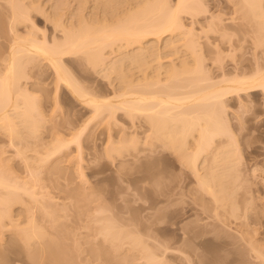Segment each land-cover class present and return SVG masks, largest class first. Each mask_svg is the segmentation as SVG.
Returning <instances> with one entry per match:
<instances>
[{"label": "bare ground", "instance_id": "6f19581e", "mask_svg": "<svg viewBox=\"0 0 264 264\" xmlns=\"http://www.w3.org/2000/svg\"><path fill=\"white\" fill-rule=\"evenodd\" d=\"M78 1L80 2V0ZM89 1L91 0H88V3L95 1V3L93 2L94 4H91L95 6H91L92 10L90 11L86 9L87 1L84 0V3L81 2V6L79 5V7L85 9V11L88 10L90 13H87L88 16H84V18L78 13L79 16L81 15L82 22L78 14H76L80 11L77 10L73 15L66 16L68 19L65 17V20L64 17L62 19V13L60 14L62 11L58 8L60 10L57 9L58 12L56 11V13H59L58 16L55 14V16L51 15V22L54 23L55 29H60L62 36L57 37L54 35L53 39L51 37L50 40L44 36L43 40H39L36 34L40 31H38V27L34 22L32 11L33 9L37 12L40 11V7L38 10L36 6L30 5L32 8H29L30 6L24 5L23 2L25 0H8L7 9L9 8L11 14L9 28L14 39H11L12 42L8 53L4 56L3 66L0 67V134L7 137L9 140L8 145L15 148L18 146L16 141L40 139L39 132L41 131L43 120L40 118L42 115L39 101L34 96L35 92L33 94L31 91H35L34 87L39 84L34 82V84H31V88L29 80L37 74L39 76L42 71L35 74L34 70H41L45 64L53 71L52 73H54L56 78L57 88L55 95L61 90L69 92L74 99L83 104V107L90 109L92 115L90 113L89 119L87 122L84 121L85 124L82 125L81 130L75 134L72 140H64L58 134H54L52 139H49L51 141L47 140V142L42 141L40 145L36 144L37 147L40 146V152L33 149L31 145L32 148L28 145L24 147V150L18 149L17 155L21 157V160L23 158L25 163V168L21 167L27 174V177H23L24 179L20 178L21 175L19 174H17L19 175L18 177L16 172L12 170V166L6 163L9 160L4 158V152L0 153V231H6L10 228L12 229L9 231H20L18 238L23 241L24 248H27L28 251L31 248H35V251H31L34 253V259L32 258V260L38 258V261L42 264H45V262H47L46 264H70L69 249L66 250L62 242L55 241V239L52 240L42 232L48 231V229L50 231L65 230L63 229L65 228L62 222L63 217L60 213L66 209V212L69 211L68 206L70 208L72 202L68 206L63 205L64 210H61V205L53 202L54 198H49L48 196L51 193L48 194L46 190L48 187L51 189L53 185L56 188L55 191L59 190L61 193H69L68 196L71 195L69 198H73L75 201L78 199L83 200L85 197L84 191H81V194L76 193L75 197V191L70 189L72 182L67 178V171L69 172V170L64 167V163L67 162L68 158H71L70 155L72 154L67 153V151L72 144L76 143L80 154L78 155L80 156L79 159L82 160L81 138L86 132L85 130L89 127L93 128V126H90L92 124L96 126L106 124L104 125L106 128L103 129L105 134H108L104 148L106 150L104 154L106 155L107 153L106 156H112V151L120 152L119 156L121 157L118 158L124 160V158L129 156V154L126 156V153L130 149L140 152L139 145L141 144L140 147H143L141 152L144 157L140 154L142 157L140 160L142 161L143 159L140 172L144 173V175L133 179L132 182L144 183L145 181L153 180L163 185L165 179L169 177L167 174V177L163 175L167 173L163 169L168 171L166 169L168 167L166 165L165 167L164 163H154L155 165L153 164L152 167L154 166L153 169L156 172L151 174V176L148 175V172L153 170L150 169L152 167H150L151 162H149L154 157L152 153L156 155L158 152V154L166 155V158L172 156L173 160L180 165H176L174 162L172 163V169L175 168L174 166H178L179 169L184 170L185 174L186 171L187 173L189 172V176L187 177L186 175L188 180L186 182L192 184L191 186L195 183L192 195H194L196 200L198 198L201 203L196 208L194 207L195 203L194 208L190 209V211H195V213L192 212V215L201 218L200 220L204 224L201 226H196L195 224L196 228L191 229V231L201 228V231L205 232L206 228L211 227V232L206 234L201 232L203 234H200L202 239L200 238L199 243L197 242L198 240L196 241L199 234H193L195 231L192 232V236L188 234L190 236L188 239L198 243L197 247H200L205 256L199 255L202 258L205 257V259L203 260L201 256L196 255L198 248L195 250V247L194 249L192 248L195 251L189 254L184 253L185 251L183 252L181 249L174 248V252L177 253L174 260L180 261L178 259L182 255L184 259L186 258L185 264H222L223 260L225 263L235 264L240 252L234 251L232 246L235 245V242H232L231 238H227L224 231L231 230L232 227L239 228L240 224L238 223L243 218L247 219L246 215L249 216V209L253 205L248 204L250 207H248L247 214L244 213L246 211L242 212L245 215L241 217L242 219L238 216V212L240 215V210L238 209L239 198L250 196L248 195L250 192L244 193L245 195L240 192L242 191L240 187L244 188L245 178L242 177V173L245 171L240 169L242 154L236 144V136L226 123V120L228 121L226 119V114L228 113H226L228 111L227 102L242 95L256 92H261L264 95V64L260 65L258 63L256 68H248L249 71L245 69V71L240 72L236 67L234 69L239 71L233 69L235 72H231V70L227 72L226 69L223 71L224 68H222L221 63L217 62L218 59L222 61V58H220L221 54L217 53L218 45H215L214 48L207 49H211L210 51L215 49L214 51L217 54L213 52L217 58L214 62L218 63L216 65L220 66L218 68L222 72L219 74L220 77L219 75L216 77L215 73L213 74L214 76L212 75L213 72L211 73V70L205 65L203 56L205 53L202 52L204 45L201 47L202 43H200L202 41L200 39L201 35L194 33L196 30L193 32L192 27L189 30L183 21V14H188L194 18L200 16L199 14L206 7L201 6V3L204 4L203 0H177L173 2L174 5L171 4L170 0H118L119 2H117L120 3V7L117 6L118 8H112V5L110 7V4L114 3L113 5H115L117 3L115 0L114 2L112 0ZM31 2L32 5H35V1L33 2L32 0ZM25 3L27 4V2ZM82 4L86 5L85 8L84 5L82 7ZM97 4H101L109 12L107 9L105 10L106 12H102L105 8L100 5L101 13L99 11L96 12L100 9ZM59 7L62 8L61 6ZM88 7L90 9V5ZM235 7H237V12L241 13L239 20L241 19L243 24L246 25L244 26L241 22L242 25H240L242 27L249 25L248 30H251V27L254 29L257 27L251 32L259 34V36L256 34V41L259 40L260 42L255 41V45L263 48L264 0H236ZM54 8H57V6L52 8L50 14L52 12L55 13ZM81 8L79 10H82ZM62 15L64 16V14ZM76 15L79 17L78 19ZM73 18L79 23L76 24ZM213 21L217 23L218 20L215 21L213 19ZM220 21L222 22V20ZM220 21H218V24L213 23L217 26L219 25V29L223 26ZM211 25L212 23L209 24V30H217L218 32V27L214 26L215 29ZM22 27L29 29L27 33L20 32ZM241 29L245 31V28L238 30ZM209 30L207 29L208 32H210ZM224 30L225 28L223 27L222 32L227 34L228 32H224ZM207 31L203 32L207 33ZM248 32L251 34L250 31ZM226 34H224L225 38H227ZM232 35H228L231 36L228 38L231 39ZM230 39L229 42L232 40ZM128 49L131 51H127ZM204 49L206 50V48ZM205 50L203 51L205 52ZM172 51L178 56L177 59L170 63H163L164 59L168 57V53ZM109 53L110 55L113 54V56L108 55ZM115 53L118 55L119 60L114 59L116 62L113 61L112 63L109 59L114 57ZM217 55H219V58ZM69 58H75L78 61L82 60V62L86 59L87 62L84 61L90 68L94 67L95 70L97 68L104 69V72L108 73H106L107 77L112 79L110 80L112 81L111 84L119 81L118 85L115 84L116 86L113 87L114 83L113 85L109 84L112 86V93L111 91L109 92L110 95L106 93L107 91L95 89L96 83L92 81L91 85V82H88L90 79L88 78L87 80L86 76V78H82L83 75L80 76L81 78L79 76L76 77V74L68 68V65H70L68 64L70 63ZM215 67L217 68V66ZM84 82L87 84L85 83V85ZM93 84H95L94 89L92 87ZM54 97L56 100L57 96ZM119 119L120 121H124V119L125 121H130L128 127H131L127 128L129 130L119 127ZM113 126L120 129L114 130ZM130 129L133 132L129 133ZM234 147L236 151L233 149ZM32 149L37 151L38 156L31 157L26 155L27 151H32ZM124 149L127 151H123ZM148 152L151 154H148ZM154 158L156 159L157 157L155 156ZM29 160L36 163L34 164V162ZM23 171L22 173H24ZM97 173H102V170ZM43 175L46 177L43 178ZM80 176L85 179L84 173L81 172ZM241 178H244V181L240 180ZM61 180L68 182L63 184ZM45 181H49L51 187L49 185L45 186L48 183L46 182L44 185L43 182ZM238 182L241 183L238 185ZM238 196L239 198H237ZM47 197L50 199H48V202ZM248 198L244 197L243 200ZM18 205H20L19 208L23 207V210L21 209L23 212L16 214L23 217L24 221H21V223V217H14L15 215H13L15 214L13 213V208ZM57 206L60 207L58 208ZM81 207L79 208L78 206L76 208L80 211ZM99 209L98 213L105 212V210ZM177 211L175 210L176 213ZM176 213L174 216H176ZM39 217L40 221L38 220ZM178 217L180 218V216ZM15 218L18 220H15ZM245 220H243L244 226L249 227V220H246V222ZM95 222L99 225L98 231H100V235L104 237L105 241H107L106 243L110 242L116 252L124 250L128 244L127 241H130L133 249L131 248L129 251L137 250L142 255L140 256L141 258L137 259L144 260L145 264H165L162 257L160 259V256L153 252V249L139 240V235L138 238L134 234H124L122 231L130 230H126V227L118 228L116 226L117 222H114L113 219H98ZM85 228L89 229L88 226ZM241 231V234H243L241 236L243 237L242 242L243 244L244 242L246 243L244 246L247 247L245 249L248 250V255L252 258V264H264V243L259 245L257 240L255 241L252 237H248V231ZM210 234L212 237H209L211 236ZM179 238L175 240L176 245L181 242V237L179 236ZM14 241L16 240L14 239ZM11 242L13 243V241ZM12 243H10V246ZM225 255L227 258H225ZM229 255H232L231 259ZM104 256L108 258L111 254L107 251ZM1 257L4 259L6 254H2ZM124 261L126 260L123 259Z\"/></svg>", "mask_w": 264, "mask_h": 264}, {"label": "rangeland", "instance_id": "374dc122", "mask_svg": "<svg viewBox=\"0 0 264 264\" xmlns=\"http://www.w3.org/2000/svg\"><path fill=\"white\" fill-rule=\"evenodd\" d=\"M28 1L30 2L28 3ZM31 1L32 0H25L27 4L25 2L23 3L24 5H28V6L30 5L33 7L36 6L38 10L40 7V11L37 12L36 10L34 11V9L32 11L34 22L38 27V31H40V32L37 31L38 33L36 34L39 40H43L42 38L44 36L49 40L51 39V37L53 39L54 35H56L57 37L62 36L60 29H55L54 23L51 22V15L58 16L59 13H56V11L58 12L59 9L62 11L60 12V14L61 13L64 14V16L61 14L62 19H64L66 16L68 17L70 15H73V13L76 12L77 10L80 11L81 13L77 12L76 14L79 13L82 15L80 16L84 18V16H88V14H90L89 11L92 10L91 8L95 6V5H91V4H94L95 1L91 0L92 3H88V0H85L87 1L86 3L88 4L87 6L82 4V7L84 5V8L86 6V9L89 10V11L88 10L85 11V9H82L81 7H79V5L81 6V2H83L84 0L83 1L80 0V2L78 0H77L78 2L76 0H67V1L62 0V3H61V0L60 2L59 0H33V2L35 1V5H32ZM117 1L118 0H115V2ZM170 1H171V4L174 5L173 2H176L177 0H170ZM112 2H114V0H112ZM203 2L205 5L201 3V6L202 5H203L202 7L206 6L204 7L206 11L205 10L202 11L199 14L200 16H198V18H196L197 16L194 18L188 14H183V21L185 22V25H187L186 27L189 30L192 27L193 32L196 30V32L194 33L196 34L199 33L201 35L200 36V39L202 40V41L200 40L201 41L200 43H202L201 47L204 45L202 49L205 50L204 48H206L205 52L202 50V52L205 53L203 54L204 59H205V65L207 66L208 69L211 70V73L213 72L212 75L215 73L214 75L217 77L222 72L218 68L220 66L216 65L217 62H219V64L221 63L222 68H224L223 71H225L226 69L227 72H230V70L231 72H235L233 70H236V69H239L240 72L245 71V69L249 71L251 67H253L252 69L256 68L258 63L260 65L264 64V61H263L264 60L263 59L264 58L263 56L264 46L263 48H260L259 46L255 45V41L257 40L256 34L258 33L256 32V34H254L251 32L254 28L251 27V30H248L249 25H247V27L241 26L243 22L241 19H240L241 21L239 20V17H241L239 15L241 13L239 14L236 10L237 9V7H235L236 0H203ZM64 3L66 4L64 5ZM113 4H110V7L111 5H112V8H115V7L118 8L117 6L120 7V3H118L119 5L118 4L113 5ZM89 5H90V9L88 7ZM99 5L102 6L101 4ZM99 5L97 4V7H99ZM31 6L29 8H32ZM55 6H57V8H54L55 13L52 12L50 14V12L52 11V8ZM59 6H61L62 8H60ZM7 7H8V0H0V67L3 66L4 56L8 53L9 46L12 40L14 39L13 36L11 35L10 28H9V20H10L11 14L9 12L10 11L9 8L7 9ZM106 7L108 8V6ZM79 8H81L84 11L79 10ZM107 8H105L104 10L102 8L103 10L102 12H106L105 10ZM98 11L99 13H101V8L97 10L96 12ZM78 16L76 15L77 19L80 17ZM81 17L79 18L80 20H81ZM75 19H74V22L76 24L79 23V21H75ZM213 19L215 21L222 20V22L220 21L221 25L223 23V26H221L222 30L219 29L220 27L219 25H218L219 27L215 25V24H218L219 22L217 21V23H215ZM82 21L83 20H81V22ZM211 23H212L211 25L212 28L218 27V29L221 31L219 32L218 30L217 32V30L214 31L211 29L212 31L211 32L209 30L210 28L209 24ZM28 25L30 27V23ZM238 25H240L241 27ZM223 27L225 28L224 32H228L227 34L222 32ZM239 27L245 28V31L244 29L238 30L240 29ZM207 29L210 32H208ZM255 29H257V27ZM20 30H21L20 32L25 34L27 33L29 29L28 28L26 29V27H22L20 28ZM203 31H207L208 34ZM248 31H250L251 34H249ZM224 34L227 35V38H225L226 36ZM231 34H233L232 35L233 37L231 38L232 40L228 38V37H231V36H228ZM229 39L231 40V42H229ZM215 45H218L217 53L219 52L221 54L220 58H222V61L218 59V61L216 60L217 62H214L215 59L217 58L216 57L217 53L216 51H214L215 49L212 51L210 50L214 48ZM207 48H211V49H207ZM208 50L210 51V53ZM127 51H131V50L128 49ZM108 55H110V53ZM111 55L113 56V54ZM116 55H114V57H111L109 61L111 60L113 63V61H115L114 59L117 60L118 55L117 57H115ZM219 55H217L218 58H219ZM177 57L178 56L175 55L173 51L169 52L168 57L164 59L163 63L173 62L174 60L177 59ZM69 59H70L69 60L70 63L68 62L67 63L70 65L67 64L68 68H70V70L76 74V77L77 76L80 77L83 75L82 78L87 77L86 78L87 80L88 78L90 79L88 80V82L89 83L91 82L90 83L91 85L93 82L96 83V85L99 84L97 86L93 84L92 86L93 89L95 85V89L96 88L97 90L102 89V91L104 92L107 91L106 93H109L112 90V86L110 85H113L114 82L111 84L112 81L110 80L112 79L107 77L106 75L107 72H104V69L102 70L101 68H97V70H95L94 67L90 68V66L86 63L87 62L86 59H84L86 62L84 60L83 62L82 60L81 61L80 60L78 61L77 59L75 60V58H69ZM222 62L224 65L222 64ZM76 63L77 64L79 63V64L77 65ZM215 66H217V68ZM235 67L236 69H234ZM38 70L35 69L34 73L37 74V72L38 73L40 71L42 72L39 73V76L37 74L36 76L32 77L29 80L31 82V83L29 82V85L31 87V84H34V82L39 84L37 87H34L35 91L31 89L30 90L33 92V94L35 92L34 96L38 99L39 105H40V112L42 115L40 118L43 120V124L40 129L41 131L39 132L40 139L38 140L27 139V140H23L22 142L16 141L18 146L15 148H12L8 145L9 140L7 139V137H4L5 135L2 136L0 134V153L4 152V155H3L4 158H7L9 160L6 163L12 166L11 168L13 171L16 172V175L17 174L21 175L20 178L21 177L23 178L24 176L27 177V174L25 173V170L24 171L22 170V168L23 169L25 168L24 167L25 163L23 161L24 159L22 158L21 160L20 159L21 157L17 155L18 149L24 150L25 146L31 145L33 149H36L40 152L41 150L39 149L40 146L37 147L36 144L40 145L42 141H45V142H47V140L51 141L49 139H52V135L54 134L56 135L58 134L61 139L72 140L75 134H77L81 130L82 125L85 124L84 121L87 122V120L90 117V113L92 115V112H90L91 110L83 107L82 106L83 104H81L76 99H74V97L71 96L69 92L61 90L57 95H55V90L57 88L56 78L54 77V73H52L53 71L46 64L45 66H43L41 70L39 71ZM239 70H236V71H239ZM112 77L114 78L113 75ZM83 80L85 81V79ZM42 81H44L45 83ZM118 82L117 83L115 82L113 87L118 85ZM85 83L86 82H84V84ZM89 83L88 85H90ZM30 87H27V88H30ZM54 96H57L56 100L54 99L55 98ZM227 103H228L227 105L228 111H226V113L227 112L228 113L226 114L227 115L226 119H228V121L226 120V123L230 126L231 132L234 133V135L236 136L235 137L236 144L242 154V159H241L242 168L240 166V169L241 170L243 169L242 171L246 172V173L244 172L245 174L242 173V177L245 178V182L243 183L244 188H242V186L240 187L242 189V191L240 192L243 193L242 195H245L244 193L250 192V194L248 195L252 197V201H251L250 196H248L249 198L247 196H244L250 199L249 201H247L248 199L243 200L244 197L239 192L243 198H239L240 195L237 197L239 198V202H238L239 206L238 205L237 206H238V209L240 210V215L238 212V216L241 218L242 216H245L244 213L247 214L248 207H250L248 204L250 205L252 204L253 206L252 205L251 206L253 208L250 207L249 212H248L249 216L246 215L247 216L246 220H249L250 222L249 227L244 226L245 223H243L244 222L243 220L245 219L241 218L242 221L241 222L238 221L239 222L238 224H240L239 228L234 226L235 228L232 227L231 230L228 229L229 231L228 230L224 231L225 232L224 234L225 236H227V238L228 237L229 239L231 238L230 240H232V242L233 241L235 242L234 243L235 245L232 246L234 248V251L240 252L235 264H250V263L252 264L253 262L252 258L251 256L248 255L249 254L248 250H246L245 249L246 246H244L246 245V243L244 242L243 244L242 242L243 237L241 236H243V234H241L242 233L241 230L248 231V234H247L248 237L250 238L252 237V239H254L255 241L257 240L259 245L260 244L262 245V243H264V95L261 92H256V93L249 94V95H242L239 98L231 99ZM125 119L124 121H120L119 119L120 122L118 121L119 123L118 125L121 129L126 128V130H129L127 128L131 127V126L128 127L130 121L128 122L127 121L128 119H127L126 120L127 122H126ZM121 120H123V118H121ZM104 125L106 124H103V126L102 125L96 126L92 124L90 126H93V128L89 127L85 130L86 132H84L81 138L82 152H83L82 153L83 158L82 157L81 158L83 161L79 159L80 156L78 155L80 154L78 153V150H77L78 148H77L76 143H74L67 151V153L72 154L70 155L71 158H68L69 161L67 159V162H65L66 164L64 163L65 166L62 164V166L67 167L69 170V172L67 171L68 174L67 173L66 174H67L68 180L72 182L70 189L75 191L74 195L76 193L81 194L80 192L84 191L85 197L83 198V200L81 198H80L81 200L78 199L79 201L76 200L79 203L81 202L80 204L76 202L75 199L73 200V198L72 199L69 198L71 197V195L68 196L69 193H66V192L61 193L59 190L55 191L56 188H54L53 185L51 187L50 186L51 183L49 181L43 182L44 185L46 182H48L46 183L45 186L49 185L51 187L52 190L48 187L50 191L47 188L48 191L46 190V192H48V194L51 193V195L48 197L52 199L54 198L52 200L53 202L55 203L57 202L58 204L61 205V207L57 206L58 208L60 207L61 210H64L63 205L68 206L71 202L72 204H70V208L68 206L69 211L66 212L67 210L66 209L64 210V212L62 211V213H60V215H62L63 220H64V221L62 220V222L65 225V228H63L65 230L50 231V229H48V231H44L42 233H44V235H48L47 237L52 240L55 239V241L62 242L63 243L62 245H64V248L66 250L69 249L68 252L70 251V256H71L70 264H145L144 260L137 259L140 256H142L137 250H134L132 252L129 251L131 248L133 249V246H131L130 241H127L128 244L125 246L124 250L116 252L115 250H113L110 242L106 243L107 241H105L104 237L100 235V231H98L99 225L95 221H97L98 219L111 218L113 219L114 222L115 221L117 222L116 226L118 228L126 227L125 228L126 230L127 229L130 230V231H122L124 234H134L136 236L139 235L140 236V238L138 236L139 240H141L142 243L146 244L148 247L153 249V252H155L158 256H160V259L163 258V262H165V264H185L186 258L184 259L182 255L178 259L180 261L174 260L175 257L177 256V253H175L174 250L178 248V249H181V251L183 252L185 251L184 253L186 254L194 252L198 248L197 244L202 239L200 237V234L202 235L203 233L206 234V233L211 232L210 231L211 227L206 228L205 232L201 231V228H199L198 230L197 229L194 230L195 232L191 231V229L193 230V228H196L195 224L196 226L198 225L201 226L204 223L201 222L200 220L201 218L197 217L196 215H192L193 214L192 212L195 213V211L193 210L190 211V209H193L194 207L196 208V206L199 207L198 204H200L201 202L198 200V198L196 200L194 195H192V190L194 189L193 186L195 185V183L193 184V186H191L192 184H189L188 182H186L187 180L186 175L188 177L189 172L187 173L186 171V174H185L184 170L182 171L181 169H179L178 166H174L175 168L172 169V166H173L172 163L175 162L176 165H179V163L173 160L172 156L168 155L171 157V158L169 157L170 158L169 159V158H166L167 157L166 155L165 157L163 154L161 155V153H159L160 154L159 155L157 152L156 155L152 153V155L154 157L156 156L157 158L155 159L153 157L150 159L149 162H151L150 167H152L154 163L155 164L164 163V166L166 165L168 167L166 168L168 169V171L163 169L166 166L165 167L162 166L163 168L161 167L164 171L167 172V173H164L163 175L165 176L167 174L169 176V177H167V175L165 176L167 178L166 179L164 178L165 181L163 185L158 184V182H155L153 180H148V181H145L144 183L132 182L133 179L144 175V173L140 172L141 171L140 167H142L143 165L142 164L143 159L142 161L140 160L142 158L141 155L143 154L141 152L143 147L141 148L140 147L141 144L139 145V149L141 153L139 151H132V149L129 148L130 149L129 152L130 151L132 152L130 153L127 152L126 156L128 154L129 156L124 158V160L122 158H118V157H121L119 156L120 152L117 153L115 151H112L111 153L112 156H106L107 153L106 155L104 154L105 153L104 151H106L104 150V148H105V143L107 141V140L105 141V139L108 137V134H105V131L103 130L106 128ZM119 127L116 128L115 126H113V129L119 130L120 129ZM128 132L131 133L133 131H131L130 129V131ZM139 136L142 137L141 135ZM235 147L233 149L236 151ZM33 149L32 151H29L30 150L29 149L28 150L29 152L27 151L26 155L31 156V157L33 156L35 157V155L38 156L37 155L38 153H36L37 151H33ZM125 150L126 149H124L123 151ZM234 153H237V152H234ZM148 154H151V153L148 152ZM73 156L74 158H72ZM142 156L144 157V155ZM133 157H136V158H133ZM29 161H32V160H29ZM35 163L36 162H34V164ZM153 168L154 166L150 169H153ZM99 170H102V173L96 174V172H98ZM22 171L25 174L22 173ZM81 172L85 174V177H84L85 179H83L80 176ZM155 172H156L155 169L150 170L148 172V175L151 176V174H154ZM19 175L17 176L19 177ZM44 175L42 176L43 178L46 177ZM244 178H241L240 180L244 181ZM66 182L63 181L62 183L64 184ZM239 183L241 182H238V185ZM78 189L79 191H77ZM56 195H59V196H56ZM48 197L46 198L47 202L49 199ZM240 199H241V202H240ZM26 200L28 201V199ZM29 206H32V205H29ZM78 206L79 208L82 206L80 210L81 212L76 208ZM19 207L20 205L13 208L14 209L13 213H15L13 214L15 215L14 217H19V218L21 217L19 215L18 216L16 215L17 213L20 214L21 211L23 210L22 209L23 207L22 208H19ZM83 207H84V210H83ZM99 208L102 210H105V212L98 213L97 211ZM175 210L176 211L178 210L177 213L175 212ZM243 211H246V212L242 213ZM175 213H176V216H174ZM178 216H180V218ZM16 219L17 218H15V220ZM38 220L39 221L41 220L40 217L38 218ZM21 221H24L23 217H21L20 223ZM44 225L46 224L44 223ZM87 226L89 227L88 230L85 228ZM11 229L12 228H10L9 230ZM183 229H185L186 231L185 230L183 231ZM9 230L2 231V232L0 231V264H42L41 262L38 261L39 260L38 258H35V260H32V258L34 259L33 257L34 253L31 251H35V248H31V250L29 251L27 250V248H24L23 243H22L23 241L21 240V238L20 239L18 238L21 232L20 231L19 232L9 231ZM115 232H120V231H115ZM192 232H194L193 234H197V233L199 234L198 239H196V241L198 240L197 241L198 243L194 241H190V239H188L190 238L189 235H191ZM16 233L17 234L19 233V234L17 235ZM179 236L181 237V242L178 243V245H176L175 240L176 238L178 239ZM209 237H212V235ZM14 239L16 241H14ZM11 241H13V243ZM10 243H12L11 246H10ZM116 245L118 246V244ZM192 248L193 249L195 248V250L193 251ZM107 251L111 254L110 257L108 256V258L104 256ZM31 253L32 255H30ZM226 253L228 254V252ZM2 254L4 255L6 254V257L4 259H2L1 257ZM199 254L205 256V254H203V251L200 250V247L197 249V252H196V255L200 257L201 255ZM226 255H225V258H227ZM231 256L229 255L230 259L232 258ZM229 258L228 260H230ZM123 259H125L127 262L126 261L123 262ZM202 259L204 260L205 257ZM222 262L224 264L227 263V262L225 263L224 260ZM46 263L47 262H45V264Z\"/></svg>", "mask_w": 264, "mask_h": 264}]
</instances>
